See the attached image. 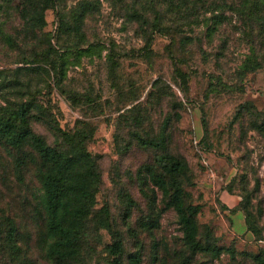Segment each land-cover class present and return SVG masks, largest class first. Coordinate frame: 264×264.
I'll use <instances>...</instances> for the list:
<instances>
[{
	"label": "rangeland",
	"instance_id": "1",
	"mask_svg": "<svg viewBox=\"0 0 264 264\" xmlns=\"http://www.w3.org/2000/svg\"><path fill=\"white\" fill-rule=\"evenodd\" d=\"M20 8L0 1V110L29 103L64 132H91L86 149L101 175L73 264H110L111 236L98 223L103 208L121 237L122 264L135 254L138 264H255L264 252V135L255 129L264 122L263 1L60 0L34 32ZM38 117L32 108L31 130L59 148V136ZM25 152L18 171V154L0 145V264L17 262L5 245L9 221L18 264H54L40 246L38 158ZM170 158L184 165L177 181L186 201L201 206L199 241L210 227L214 245L233 256L192 255L184 245L174 210L146 176ZM220 192L247 215L245 230L235 225L239 235L219 208Z\"/></svg>",
	"mask_w": 264,
	"mask_h": 264
},
{
	"label": "trees",
	"instance_id": "2",
	"mask_svg": "<svg viewBox=\"0 0 264 264\" xmlns=\"http://www.w3.org/2000/svg\"><path fill=\"white\" fill-rule=\"evenodd\" d=\"M10 4L14 1L21 2L19 16L27 31L34 32L46 26L45 13L54 9L60 0H0ZM264 3V0H262ZM85 13V9L82 10ZM58 28H54L57 32ZM86 53V51L82 52ZM32 108H35L41 117L38 121L46 124L61 140L59 148L47 145L45 140L35 134L29 126V117ZM255 129L264 135V122L255 125ZM85 130L76 129L74 132H64L54 125L46 110L42 107L25 103L17 109L0 110V145H3L18 154L15 159L16 168L20 171L27 161L28 154L25 149L31 150L38 158L37 178L41 186V207L44 213V230L40 240L44 256L54 264H73L81 254L82 237L85 226L93 214L95 196L101 185V175L96 166L95 159L86 149V142L90 138ZM140 145L157 148L158 144L142 140L136 136ZM200 146V142H197ZM201 147V146H200ZM183 163L172 158L161 167L160 171L148 168L146 176L155 190H159L166 206L171 207L177 217L182 233V240L191 254L206 252L217 258L223 252L233 256L230 249L218 248L213 243L210 227H204L207 241H199L201 233L197 223V216L201 212L199 204L188 203L185 193L177 176L183 174ZM176 176V181L170 180ZM153 190V195L155 196ZM127 210L125 217L130 213L133 205L130 198L126 199ZM222 212L227 210L221 206ZM239 203L229 213L240 211ZM220 211V210H219ZM221 212V211H220ZM244 215V214H243ZM244 217V216H243ZM245 218L244 223L246 227ZM100 228L111 236V244L107 246L110 264H122L123 243L121 237L113 230L109 222L108 210L103 208L98 219ZM158 218L146 223L147 230L156 228ZM16 229L12 221L8 222L5 245L10 257L18 258L19 248L16 246ZM212 242V243H211ZM1 248V247H0ZM255 264H264V252L254 256ZM14 262L13 264H18ZM139 256L134 255L131 264H138Z\"/></svg>",
	"mask_w": 264,
	"mask_h": 264
},
{
	"label": "crops",
	"instance_id": "3",
	"mask_svg": "<svg viewBox=\"0 0 264 264\" xmlns=\"http://www.w3.org/2000/svg\"><path fill=\"white\" fill-rule=\"evenodd\" d=\"M218 197H219V200L221 201L222 205H224L226 207V209H227V210L223 211L222 214H224V215L230 214L231 215V222H232L231 223V230H232V234L234 236L239 235V233H237V231L235 229V225H236V223L244 225L243 214L240 211H236L235 213H229V210L235 209L237 207L238 200L236 199V197L229 195L227 192H220ZM216 213L220 214V211L217 209V207H216ZM238 215L242 216V219L240 221L239 220L236 221V216H238ZM243 228H244V230L246 229L245 225H244Z\"/></svg>",
	"mask_w": 264,
	"mask_h": 264
},
{
	"label": "built area",
	"instance_id": "4",
	"mask_svg": "<svg viewBox=\"0 0 264 264\" xmlns=\"http://www.w3.org/2000/svg\"><path fill=\"white\" fill-rule=\"evenodd\" d=\"M194 144H195V147L198 148V146H197V141H196Z\"/></svg>",
	"mask_w": 264,
	"mask_h": 264
}]
</instances>
